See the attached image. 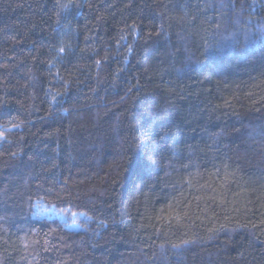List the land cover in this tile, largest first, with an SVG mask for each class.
I'll list each match as a JSON object with an SVG mask.
<instances>
[{"label": "trees", "instance_id": "1", "mask_svg": "<svg viewBox=\"0 0 264 264\" xmlns=\"http://www.w3.org/2000/svg\"><path fill=\"white\" fill-rule=\"evenodd\" d=\"M0 135V264H264V0H0Z\"/></svg>", "mask_w": 264, "mask_h": 264}, {"label": "snow or ice", "instance_id": "2", "mask_svg": "<svg viewBox=\"0 0 264 264\" xmlns=\"http://www.w3.org/2000/svg\"><path fill=\"white\" fill-rule=\"evenodd\" d=\"M57 2L59 4V0H57ZM73 2H74V0H73ZM60 7L62 9H67L69 7V5L61 4ZM59 51L60 52H64V49L63 48H60ZM99 64H100V61H97V65H99ZM2 139H4V137L2 135H0V140H2ZM261 224H264V221H261ZM222 227H225V230L228 231V229L226 228V226H222ZM246 227H247V225H245V224H238L235 229H232V231H238V230L244 229ZM252 227H256V225H252ZM182 243L184 245H188L190 243H194V241L184 240ZM250 243H251V241H250ZM261 243H264V241H262ZM173 247H180V246L179 245H173Z\"/></svg>", "mask_w": 264, "mask_h": 264}]
</instances>
